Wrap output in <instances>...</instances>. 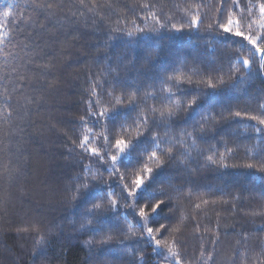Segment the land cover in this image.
Listing matches in <instances>:
<instances>
[{
  "label": "trees",
  "instance_id": "16d2710c",
  "mask_svg": "<svg viewBox=\"0 0 264 264\" xmlns=\"http://www.w3.org/2000/svg\"><path fill=\"white\" fill-rule=\"evenodd\" d=\"M13 2L8 37L0 45V264H130L140 254L127 255L129 245L143 248L144 264L169 262L154 254L151 246L125 240L116 229L112 230L113 240L100 243L110 223L119 218L127 231L124 217L132 219L131 209L123 206L125 201L119 196L114 197L120 204L115 215L106 213L105 231L95 236L78 231L81 222L86 223L82 214L95 200L77 204L67 190L76 188L77 176L83 179L86 164L92 163V170H97L76 146L85 130L80 118L87 117V102L97 98L93 86L98 85L97 93L104 94L106 100L113 77L118 75L123 82L125 103L118 106L121 115L116 127L109 125L115 136L125 110L128 123L138 114L147 113L151 118L153 107L167 111V94L161 91L160 81L180 68L186 74L193 69L200 73L192 76L191 86L185 75V90L199 88L201 95L205 91L211 95L191 116L181 109L168 126L167 135L163 126L153 127L164 141L165 167L155 176L144 199L153 188L166 192L157 198L179 197L153 220L170 229L180 227L178 251L183 264H205L209 253L213 258L208 264H264V171L243 167L264 159V140L244 132L242 124L220 118L221 114L228 117L225 109L254 112L264 103V73L259 72L257 60L235 89L228 88L231 81L227 75L225 85L215 90L196 83L206 79L212 69L223 67L228 73L229 60L245 55L250 47L237 53L239 43H221L214 38L215 32L206 31L217 16L221 0H86L88 7L95 5L92 11L81 9L80 0ZM145 3L151 7H140ZM239 3L235 11L247 16L249 0ZM46 4L52 8L37 7ZM231 5L232 0H224V15ZM7 6L8 0L0 3V15ZM188 10L199 11L202 16L199 30L185 27L182 32L172 31L171 23L179 26L181 18L190 19L185 17ZM151 12L162 22L170 17L169 26L152 32L154 22L145 20ZM133 20L145 28L149 39L138 41L136 37L141 34L127 35ZM134 93L136 106L131 109L127 100ZM115 95H121V86ZM206 111L212 117L208 130L202 134L197 126L193 132L195 147H191L192 139L182 132H192ZM155 115L159 123V111ZM87 126L92 127L91 123ZM101 131L102 125L93 128L94 133ZM225 147L232 149L225 161L228 167L207 161L210 148L216 150L218 158ZM169 149L171 160L167 159ZM136 155L128 158L132 168L137 166ZM106 167L99 168L103 180H111L112 189L120 193L118 174L110 177ZM104 191L107 193L108 188ZM127 203L131 204V199ZM34 227L39 231H33ZM40 235L46 239L44 254L34 259V252L40 250L36 243ZM168 237L166 231L162 238Z\"/></svg>",
  "mask_w": 264,
  "mask_h": 264
},
{
  "label": "snow or ice",
  "instance_id": "6c2138e0",
  "mask_svg": "<svg viewBox=\"0 0 264 264\" xmlns=\"http://www.w3.org/2000/svg\"><path fill=\"white\" fill-rule=\"evenodd\" d=\"M3 0H0L2 3ZM224 0H221L220 6L216 9V18L206 26V31L209 33L215 32V39L224 44H236L239 43L241 48L237 49V53H243L247 46V53L245 55H235V59H230L228 62V73H224L223 67L212 69L207 75V78H201L196 81L197 84H205L208 89L215 90L217 86L225 85L224 76L227 75L228 80L231 83L228 88L235 89L237 84L242 82L247 74L252 72L253 66L259 63V72L264 73V0H256V3H252L249 0V4L246 8L247 16H244L243 11L236 12L235 9L240 8L239 0H232L231 7L227 10V14L224 15ZM13 0H8L7 9L0 15V45L4 44L5 39L8 37V25L10 23L9 18L12 16V9L14 8ZM37 7L51 9V4L37 5ZM88 7L86 0H80V8ZM95 5L88 7V11H92ZM142 8L151 7L145 3L140 5ZM197 5V9H199ZM51 15V12H49ZM75 15V13H74ZM83 15V12H81ZM185 17L181 18L179 26L177 23H171V30L174 32H182L184 28L199 30L200 25L203 23V18L199 11L192 12L186 11ZM145 20H152L154 26L151 29L152 32L159 33L162 29L169 26L171 18L163 21L156 13L151 12L145 17ZM158 26V27H156ZM147 27V25L145 26ZM259 29V31L257 30ZM117 31H124L118 29ZM134 34H141L136 37L138 41L149 39V35L145 28H141L136 25L135 21H132V27L128 29L127 35L131 38ZM239 38V39H237ZM243 42H247L244 45ZM150 63V61H149ZM220 73L219 77L215 75ZM185 75H187V84L191 86L193 84L192 76L200 75V73L193 69L187 74L182 68L174 69L172 74H169L166 80H161V91L165 92V100L167 101V111L163 109H157L153 107L150 111L152 117L150 118L147 113L143 115L138 114L131 123H128L129 117L127 110L124 111V119L119 123V130L112 135L109 125L116 127L117 118L121 115V109L118 107L125 103L123 99V82L119 79V76H114L111 84V90L106 94L107 99H103L102 93L98 94L96 89L98 85H94L92 88L93 95H96L95 102L89 100L87 117L82 116L81 122L85 125V130L82 138L79 140V149L82 150V155H86L90 162H94L97 165V170H92V163L86 164L83 168V179L79 176L76 177L77 186L75 189L69 188L67 191L71 193V198L76 201L77 204L87 202L89 200H95L91 203L90 207H87L82 214V221L78 231L90 232L95 236L98 233L105 231L104 221L107 218L106 213L112 212L113 215L120 207L119 200L114 197L119 196L125 201L124 207L131 209L132 219L129 220L128 216L124 217L127 224V231L120 226L119 218L116 219L115 224H109L107 234L101 239V244H107L114 239L112 230H118L119 234L124 237L125 240L132 241L139 245L141 242L151 246L152 251L159 258L169 261V264H183L182 257L178 251V233L180 227L176 226L169 228L164 223L157 224L154 220V216H158L168 203L173 199H179V197L167 196V199L157 198L164 197L166 192L161 189H152L147 199H144L145 193L152 187L155 180V176L163 171L165 167L164 160L162 159L164 153L161 148V144L164 142L158 132H153V127L159 129L161 126L165 129V135H167V128L173 122V118L176 117L181 109L184 110L187 116H191L197 109L202 108L205 103V97L211 95L205 91L202 95L200 89H193L189 87L184 89ZM23 77L21 81H23ZM117 86H121V95H115ZM175 89V91H173ZM136 92L139 90L136 89ZM246 93V89L244 90ZM195 92L197 94L188 96ZM151 94H146V97H150ZM179 97V98H175ZM154 98V97H152ZM31 101L29 100V103ZM127 104L129 108L134 109L136 106L135 93L128 97ZM228 117H224L221 114V120L227 119L230 123L242 124V130L244 132L255 133L257 137L264 140V103L258 105L257 109L250 111L247 108L236 110H228ZM8 115H11L10 109H7ZM159 111V123L157 122L156 113ZM94 118V119H93ZM212 117L209 116L206 111L204 116L197 125H193L192 132H182V136H186L192 139L193 144L191 147H195L196 137L193 136V132L196 131L197 126L200 127L201 133H206ZM254 121L255 123H251ZM91 123L92 127H88ZM102 125V131L94 133L93 128ZM135 133L133 136L132 133ZM152 133L151 136L148 134ZM101 140L103 143H101ZM182 142V141H181ZM144 145V147H141ZM151 147V150H149ZM212 153L207 156V161L211 164H219L221 167H228L225 163L226 158L232 153V149L225 147L223 152L219 153L217 158V152L215 149H209ZM251 151V149H249ZM133 153H137L134 157L137 166L132 168L131 160ZM168 160L172 159L171 149H169ZM107 165L106 171L110 177H116L120 181V193H116L111 187V180L104 181L103 173L99 171V168ZM235 166V165H234ZM243 167L252 169L258 167L260 171H264V159L254 163H246ZM129 168H132L131 174H129ZM123 169V170H122ZM97 177L100 179L97 180ZM104 187L108 188L107 193L104 191ZM178 191V190H177ZM126 193V195H124ZM98 197V199H97ZM131 199L132 203L127 201ZM144 199V203L141 204L140 200ZM207 203V201H204ZM199 207V205H197ZM174 211V209L172 210ZM183 218H181L182 222ZM27 231L28 229H23ZM33 231H39L38 227H34ZM169 232L168 238H162L165 232ZM39 246L38 251L34 252V259L37 256H42L43 245L46 243L44 235H40L36 241ZM91 244V241L88 242ZM124 241H121L123 245ZM139 253V259L133 260L130 264H144L143 248L131 247L129 245V251L127 255L135 256ZM201 252V256H203ZM212 255L209 253L208 261L212 260Z\"/></svg>",
  "mask_w": 264,
  "mask_h": 264
},
{
  "label": "rangeland",
  "instance_id": "374dc122",
  "mask_svg": "<svg viewBox=\"0 0 264 264\" xmlns=\"http://www.w3.org/2000/svg\"><path fill=\"white\" fill-rule=\"evenodd\" d=\"M163 264H169V262H164Z\"/></svg>",
  "mask_w": 264,
  "mask_h": 264
}]
</instances>
